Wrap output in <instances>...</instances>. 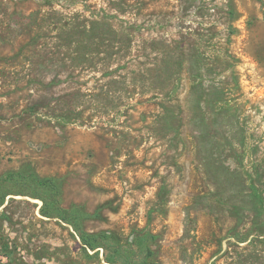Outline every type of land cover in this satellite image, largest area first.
Returning a JSON list of instances; mask_svg holds the SVG:
<instances>
[{
  "label": "rangeland",
  "instance_id": "1",
  "mask_svg": "<svg viewBox=\"0 0 264 264\" xmlns=\"http://www.w3.org/2000/svg\"><path fill=\"white\" fill-rule=\"evenodd\" d=\"M4 197L0 264H264V0H0Z\"/></svg>",
  "mask_w": 264,
  "mask_h": 264
},
{
  "label": "trees",
  "instance_id": "2",
  "mask_svg": "<svg viewBox=\"0 0 264 264\" xmlns=\"http://www.w3.org/2000/svg\"><path fill=\"white\" fill-rule=\"evenodd\" d=\"M33 177L36 179V181L39 184L44 185L46 187H52L55 191L57 190V185L58 184L56 183L55 179L49 178V177L41 178V177L36 176V175H34ZM259 201L264 203V198H260ZM4 203H5V197L2 198V200L0 201V208L4 205ZM41 211H42V214L44 216H47V217H54V214L56 212V214H57L56 217H59L60 219L65 220V221L67 219L61 213V211L59 209H57V208L55 210H53V211H49V210H47L46 208L43 207ZM66 213L70 214L69 210H67ZM67 222L72 224L73 227L75 228V230L79 231V235H80L82 243H83L82 245H83L85 250L88 249V248H92L94 250L97 249L100 246V243H101L100 240L101 239H106V238L109 237L105 233H100V234H96V235L86 234V233H84V232H82L80 230V228L76 225L75 222H72L70 220H67ZM98 251H96V252H98ZM3 252L5 254H8L10 252L9 243L8 242L3 244ZM107 261L110 262V263H113V264H117L119 262L113 256H107ZM134 264H137V263H134Z\"/></svg>",
  "mask_w": 264,
  "mask_h": 264
}]
</instances>
